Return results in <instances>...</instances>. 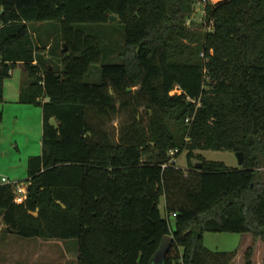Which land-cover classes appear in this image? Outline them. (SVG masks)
Instances as JSON below:
<instances>
[{"label": "trees", "instance_id": "1", "mask_svg": "<svg viewBox=\"0 0 264 264\" xmlns=\"http://www.w3.org/2000/svg\"><path fill=\"white\" fill-rule=\"evenodd\" d=\"M110 14L125 43L102 62L101 41L75 24ZM46 21L60 23L59 63L29 25ZM18 65L21 102L42 107V153L28 159L23 202L0 183L7 232L75 238L77 264H154L165 235L162 264H231L240 252L207 249L206 231L264 245V0L209 3L205 21L196 0H0V102ZM124 111L132 122L117 138L107 122ZM173 148L188 151V169L170 162ZM244 255L253 264L254 245Z\"/></svg>", "mask_w": 264, "mask_h": 264}, {"label": "rangeland", "instance_id": "2", "mask_svg": "<svg viewBox=\"0 0 264 264\" xmlns=\"http://www.w3.org/2000/svg\"><path fill=\"white\" fill-rule=\"evenodd\" d=\"M219 1V0H218ZM31 31L36 40H40L51 45V48H45L41 53L47 61L59 63L60 53L62 51V37L60 31V23L57 21L31 22ZM78 29L85 30L98 37L103 44L104 53L102 62H111L118 60V54L122 51L125 43L124 25L119 21H109L102 24L78 23L75 24ZM24 78V70L22 66H16L11 75L4 81L5 101L0 102V110L3 109V119L0 121V176L7 174L11 162H15L13 157L20 163L23 159L24 167L17 170L24 172V178H28V159L31 156L40 155L42 153V107L36 104H30L29 108H20L21 104L13 102L15 95V85L20 83ZM23 80V79H22ZM14 94V95H13ZM142 110V109H140ZM132 122L125 111L118 114L112 120L107 122V128L110 133L119 137L124 126ZM18 144L20 150L13 151L11 146ZM11 151L10 155L6 152ZM187 150H183L176 156L174 164L182 169H188ZM14 153H17L15 156ZM196 153L202 154L208 160L223 161L230 167H240L236 153L225 150H199ZM21 155V157H20ZM30 156V157H29ZM17 161V162H18ZM193 159V162H196ZM18 163V164H19ZM259 168V170H263ZM21 172V173H22ZM8 180V179H7ZM26 184V180L18 183V185ZM162 214L165 215V199H161L160 203ZM173 222V217H171ZM2 233L6 234V227H2ZM17 238L5 240L9 244V252L15 255L20 264H77L78 257V241L75 238L63 240L57 239L56 244H38L36 240L21 237L16 234ZM0 240V245L2 243ZM30 239V240H28ZM33 243V244H32ZM3 244V243H2ZM204 246L211 251H239L242 253L241 260H234L233 264H245V250L254 245L255 258L253 264H263L264 245L261 241H255L252 235L241 234L237 232H204ZM8 246V245H7ZM4 252V251H3ZM6 252L3 257H6ZM2 254V252H1ZM2 256V255H0Z\"/></svg>", "mask_w": 264, "mask_h": 264}, {"label": "crops", "instance_id": "3", "mask_svg": "<svg viewBox=\"0 0 264 264\" xmlns=\"http://www.w3.org/2000/svg\"><path fill=\"white\" fill-rule=\"evenodd\" d=\"M212 1L213 2H217L218 0H212ZM22 79L23 78H21L20 83L17 82V84L15 85V92H14L15 95L13 94L14 96H13L12 99H13V102L18 103V105H19V103L21 104L20 105L21 106L20 108L25 109V108H29L28 106H31V105L30 104H27V103H22L21 100H20ZM4 101H5V86H4ZM0 112L4 113L3 109L0 110ZM11 148L13 149L14 152H16V149L17 150H20V147H19L18 144H16V145L14 144L13 146H11ZM6 154L7 155H10L11 154V151H7ZM14 154H15V156H18V155H16L17 153H14ZM20 157H21V155H20ZM13 160H15V162H11V165L9 167V170L6 172L7 174L0 176V183H3L1 181V177H6L8 179V182L9 183H15V184L21 182L22 179L27 181L28 178H24L25 176L23 175L25 173L24 172L25 170H23V172H22V170L21 171L17 170L20 167H21V169H22V167H24L23 164H22L23 159L20 158V163H19L18 160H17L18 161L17 162L16 161V158H14V157H13ZM3 226L6 227V225L3 222L2 217L0 216V240H1V237H3L2 238V240H3L2 243L3 244L1 243V245H0V255H2V256H0V264H20L15 255H12L9 252H6V250H4V249H7L8 250L9 249V246H10L9 244L6 243L7 241L5 242V240H10L11 238H14V239L17 238L16 237V233L13 232V231H9V230H8V232L6 234L2 233L1 229H2ZM31 239L33 240V242H34V240H36V242L38 244H41V245L42 244L43 245L44 244L49 245L51 243L56 244L54 242H58V241H56L57 239L45 240V239H42V238H39V237H35V238H31ZM28 240H30V239H28ZM8 251H10V249ZM1 252H2V254H1ZM5 252H6V257H3V255H4ZM242 256L243 255L240 252L239 255L237 256V258L235 260H237V259L241 260V257ZM234 262L235 261H233V263ZM233 263H231V264H233Z\"/></svg>", "mask_w": 264, "mask_h": 264}, {"label": "built area", "instance_id": "4", "mask_svg": "<svg viewBox=\"0 0 264 264\" xmlns=\"http://www.w3.org/2000/svg\"><path fill=\"white\" fill-rule=\"evenodd\" d=\"M209 3H214L212 0H196V16L199 21H205L207 17V5ZM190 23V20L188 21ZM179 148H173L170 150V155H171V163H174L175 158L177 153L179 152ZM1 181L3 183H9L6 177H1ZM14 185V190H15V200L17 202H23L26 198L27 195V190H28V184L26 183L24 185H18L15 183H12ZM176 214L173 213V216Z\"/></svg>", "mask_w": 264, "mask_h": 264}, {"label": "water", "instance_id": "5", "mask_svg": "<svg viewBox=\"0 0 264 264\" xmlns=\"http://www.w3.org/2000/svg\"><path fill=\"white\" fill-rule=\"evenodd\" d=\"M109 20L110 21H117V20H119V16L115 15V14H110ZM63 50L67 51L68 48L65 46ZM236 156L238 158L239 164L242 165L244 162L243 152L242 151L236 152ZM194 163L196 164L197 168H200L202 166V162H200V161H196ZM8 230L12 231L10 227H8ZM172 241H173V237L171 235H165L164 236L159 250L156 252V254L153 257L152 261L154 264H162L164 262L165 256L167 255V253L169 252V250L172 247Z\"/></svg>", "mask_w": 264, "mask_h": 264}]
</instances>
